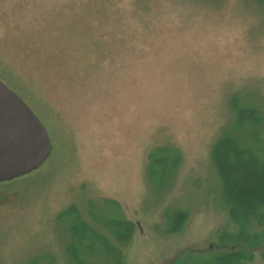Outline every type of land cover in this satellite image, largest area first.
<instances>
[{
  "label": "rangeland",
  "instance_id": "374dc122",
  "mask_svg": "<svg viewBox=\"0 0 264 264\" xmlns=\"http://www.w3.org/2000/svg\"><path fill=\"white\" fill-rule=\"evenodd\" d=\"M0 80L51 143L40 168L0 183V264L70 261L66 211L133 224L121 242L99 224L114 264H189L225 243L214 147L251 145V128L264 145L263 0H0ZM249 106L260 122L242 129ZM251 244L264 264V239Z\"/></svg>",
  "mask_w": 264,
  "mask_h": 264
},
{
  "label": "trees",
  "instance_id": "16d2710c",
  "mask_svg": "<svg viewBox=\"0 0 264 264\" xmlns=\"http://www.w3.org/2000/svg\"><path fill=\"white\" fill-rule=\"evenodd\" d=\"M257 107H243L240 111L237 120H243L242 129L251 126L245 125V123L252 121L251 124L254 125L260 122ZM234 128L239 129L237 121ZM252 130V128L245 130L254 137V142L251 145L243 144L240 138L239 141H236L229 135L221 137L214 147L216 162L213 165L222 177L220 178L222 198L229 211V226L222 232L219 239L224 241V244L232 246L228 245L226 248L223 247V244L220 249L206 255L201 251L199 254L202 256L191 260L189 264H254L256 260L255 247L257 245H252L251 242L258 243L259 240L264 239V183H257V177H262L261 171H264V145L263 141L259 139V132L256 131L253 134ZM244 140H250V138L246 137ZM223 149L226 151L225 156H223ZM229 150L235 152L234 154L240 160L242 168L238 172L231 169L232 163H229L227 157ZM243 156H245L244 161ZM168 163L170 162L168 161ZM154 164L159 166L161 163L154 161ZM160 171L164 174V169H160ZM107 203L110 204V202ZM175 212L173 215L176 214L175 216L179 217L180 213ZM60 216L62 220H70L71 231L79 239V245L71 255L70 261L65 260V264H69V262L70 264H114L110 258L115 256L119 249L112 247L111 242L113 241L109 236L99 231V224L108 226L110 234L117 242H121L133 229V224L126 223L123 219L114 222H108V218L102 221L95 216L86 219L81 213L70 211H66ZM168 230L171 229L168 228ZM80 249L84 251L85 255L78 256L76 251ZM87 254L90 255L86 256ZM44 259L49 262V259ZM34 261V264L40 262L36 259ZM50 264H57V262L50 259Z\"/></svg>",
  "mask_w": 264,
  "mask_h": 264
},
{
  "label": "water",
  "instance_id": "95a60500",
  "mask_svg": "<svg viewBox=\"0 0 264 264\" xmlns=\"http://www.w3.org/2000/svg\"><path fill=\"white\" fill-rule=\"evenodd\" d=\"M50 152L44 125L28 104L0 80V182L40 168Z\"/></svg>",
  "mask_w": 264,
  "mask_h": 264
}]
</instances>
